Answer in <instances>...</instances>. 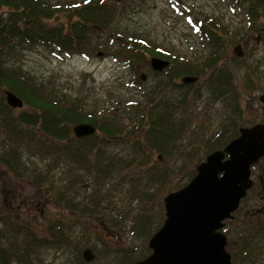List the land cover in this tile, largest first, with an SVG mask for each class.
<instances>
[{"label": "rangeland", "instance_id": "374dc122", "mask_svg": "<svg viewBox=\"0 0 264 264\" xmlns=\"http://www.w3.org/2000/svg\"><path fill=\"white\" fill-rule=\"evenodd\" d=\"M107 2L117 9L110 30L92 35L90 46H85L82 54L57 55L58 51L48 47L15 45L7 60L36 84L57 88L69 100L77 101L85 112L111 107L117 120L114 143L99 147L105 156L102 163L113 161L114 166L101 165L98 169L93 159L91 165L86 163L87 168H77L64 162L61 155L36 153L26 147L30 140L16 145L9 141L7 129H0V154L9 148L18 150V164L13 163L14 167L20 166L26 174L38 171L44 174L43 189H37L0 167V230L5 231L4 236L12 241L3 217L27 226L32 235L29 241L33 236L45 235V228L53 226L60 213L70 217L61 222L66 236L64 243L40 247L25 255L26 263L20 264H128L143 259L148 241L162 225L164 196L185 186L205 155L237 136L233 131L264 118L259 101L264 94V38L257 33L264 29L263 9L262 18L256 21L257 18L251 17L249 26L245 19L247 3L241 0ZM200 20L218 22L224 28L225 42H231L219 57L234 81L228 94L217 96L212 91L211 95L207 88H201L205 81L202 78L191 89L172 87V80L177 83L179 78L169 76L173 73L157 76L152 73L146 63L151 57L147 53L145 61L131 60V64L125 61L129 39H140L153 49L175 56L177 65L180 59L198 64L211 55L209 46L195 32L194 25ZM240 43L242 49L237 56L235 46ZM141 75L145 81L139 80ZM169 105L176 107V111L174 108L170 111L172 116L167 109ZM168 113L171 119L162 129L168 130L173 124L169 133L175 129L178 138L166 152L159 153L156 148H147L150 145L145 142L148 136L160 137L151 123L155 116ZM6 119L0 115V121ZM31 128L36 130V126ZM42 138L50 143L49 137L42 135ZM260 163L264 165V159ZM257 167L253 171L255 180L260 173V166ZM171 170L175 175L169 178ZM159 172L167 175V183L157 178ZM255 192L243 203L242 210L255 205ZM65 199L87 205L86 211H67ZM256 221V217L252 218L251 225ZM236 222L239 234L231 233L233 225L227 236L232 243L228 250L235 253L234 261L264 264V236L260 235L262 238L256 242L249 241L254 243L253 253L242 257V237L252 236L253 229L241 219ZM105 224L111 229L109 232L103 229ZM85 245L96 251L92 262L81 257L80 250Z\"/></svg>", "mask_w": 264, "mask_h": 264}, {"label": "trees", "instance_id": "16d2710c", "mask_svg": "<svg viewBox=\"0 0 264 264\" xmlns=\"http://www.w3.org/2000/svg\"><path fill=\"white\" fill-rule=\"evenodd\" d=\"M262 1L241 0V2L247 3L245 18L249 26L252 23L251 17L257 18L256 21L262 18V12L264 11V2L262 3ZM116 10L115 5L108 3L107 0L74 2L70 0H0V115H5L7 118L0 121V129H7L9 141L19 145L30 140L26 145L30 150L41 155H61L64 162H70L77 168H87V164H90L92 159V163L96 164L97 169L101 165L103 167L114 166L113 161L102 163L105 156L102 155L103 149H99L100 146L108 147L114 143L113 139L116 136L114 134V129H116L114 122L117 123V120L111 107L85 112L77 101L69 100V97L64 93H60L61 91L57 88L53 90L43 84H36L19 69L9 65L7 60L15 45L48 47L61 54H80L85 46H90L92 35L110 30L112 16ZM196 31L204 37L207 46L211 50V55L198 64L185 62L183 68L174 73V77L206 74V79L201 88H207L211 95L213 91L215 95L223 96L229 92L233 84V77H231L226 64L219 62V57L221 50L229 46L231 42H225L224 28L218 22H200V26ZM127 48L128 57L125 58V61L129 64L132 63L131 60L140 59L145 61V53L167 59L162 50L153 49L148 43L140 39L129 40ZM173 82L172 80L171 84ZM193 87L195 86L190 85L188 89ZM3 90L16 94L28 110L20 111L17 116H14V111L4 103ZM172 108H174V111L176 110L174 105L167 106L169 113ZM169 113L167 116L163 114V117L160 114L158 117L151 116V118L154 117L151 123L153 129L160 132V137L153 139L152 136H148L145 143L150 146H147V148H156L157 152L164 153L178 138L174 135L175 129L173 132L171 130L172 133H169L173 124L169 126L168 130L164 131L162 129L165 122L171 119ZM82 122L94 126L97 133L82 141H70L71 128ZM33 126H36L37 131L34 128L30 129ZM233 132L237 134L236 131ZM42 135L49 137L51 140L54 139L55 143L43 142ZM136 143L140 144L139 142ZM74 149L76 152L72 151ZM18 152V150L9 148L0 154V167H5L15 177L25 178L35 188L43 189V173L38 171L26 174L21 172L22 168L20 166H13V163H17ZM194 174V172L190 173L189 180L192 179ZM174 175V171L171 170L169 178ZM156 176L167 183V175L159 172ZM176 179L177 177H174V180ZM72 183L71 181L70 184ZM66 203L67 207L64 205ZM64 204L67 211H71L70 209H74V212L78 210L81 213L86 211L87 205L76 203L73 200L65 199ZM59 216L60 218L52 223L53 226H50V224L45 228V235L33 236L32 241H29L32 235L27 226H22L14 220L8 222L7 218L3 217L2 222L6 226L7 232L11 234L12 241L10 242L7 239L8 237L4 236L5 231L0 230V264L26 263L25 255L35 253L36 249L56 247L64 243L66 236L61 230V222L70 217L63 213H60ZM253 227V235L250 238L242 237L241 255L245 257L251 255L255 248L254 243L250 242L261 239L260 235L264 236V218L260 225H254ZM234 232L239 234L237 225L231 233ZM5 240L6 242H4ZM34 244L36 246L32 248L31 246Z\"/></svg>", "mask_w": 264, "mask_h": 264}, {"label": "water", "instance_id": "95a60500", "mask_svg": "<svg viewBox=\"0 0 264 264\" xmlns=\"http://www.w3.org/2000/svg\"><path fill=\"white\" fill-rule=\"evenodd\" d=\"M149 64L154 72H162L169 63L152 57ZM140 79L144 81L145 76ZM196 81L184 77L182 84ZM4 96L10 108H22L13 92L5 90ZM72 131L77 138L95 133L88 123L76 124ZM263 156L264 123L241 128L222 150L206 156L196 167L195 177L164 198L166 219L149 241L152 254L134 264H232L219 230L251 188L250 167Z\"/></svg>", "mask_w": 264, "mask_h": 264}, {"label": "flooded vegetation", "instance_id": "af4514ba", "mask_svg": "<svg viewBox=\"0 0 264 264\" xmlns=\"http://www.w3.org/2000/svg\"><path fill=\"white\" fill-rule=\"evenodd\" d=\"M173 67L175 69H173ZM180 69H181V66L180 65H177L175 63H171V65L169 66L168 70L164 74L173 73L171 75H174V73H177L178 71H180ZM75 140L82 141V140H85V138H80V139H75ZM50 142L51 143H55V140L52 139V140H50ZM258 188H259V190H256L257 189L256 186L254 188L256 190V192H255L256 193V198L258 199V201L255 203V205H253L252 207H248L245 210H241L239 208L235 212V215L237 213L238 218L241 219V221L243 223L247 224V225L251 224L252 218L256 217V220L257 221H256L255 225L258 226V225H260V223L262 222V220L264 218V198L262 196H260V195L258 196V191L260 192V191L263 190L261 183L259 184V187ZM164 220H165V217L163 218L162 224H163ZM235 222H236V217L233 215V219L230 220V221H227L226 225H227V227L233 226ZM103 229L106 230L104 227H103ZM245 231H247V230H245ZM106 232H109V231L106 230ZM226 232L229 233V230H227ZM150 254H151V251H149L146 248V256H148Z\"/></svg>", "mask_w": 264, "mask_h": 264}]
</instances>
